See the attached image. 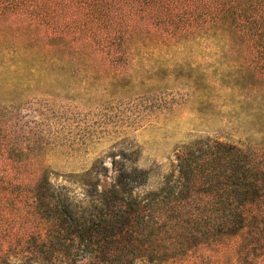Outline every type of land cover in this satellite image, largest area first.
Here are the masks:
<instances>
[{
	"label": "trees",
	"instance_id": "trees-1",
	"mask_svg": "<svg viewBox=\"0 0 264 264\" xmlns=\"http://www.w3.org/2000/svg\"><path fill=\"white\" fill-rule=\"evenodd\" d=\"M214 53L210 76L198 63ZM27 64L194 69L205 93L260 119L188 151L176 182L147 190L145 172L123 170L80 214L43 140L0 100V264H264V0H0V81Z\"/></svg>",
	"mask_w": 264,
	"mask_h": 264
},
{
	"label": "rangeland",
	"instance_id": "rangeland-1",
	"mask_svg": "<svg viewBox=\"0 0 264 264\" xmlns=\"http://www.w3.org/2000/svg\"><path fill=\"white\" fill-rule=\"evenodd\" d=\"M205 57L198 64L211 76L219 57ZM31 69L27 64L17 73L6 72L0 100L13 104L28 130L43 140L45 160L55 171L52 182L65 188L80 214L92 211L98 195L115 187L123 170L145 172L147 190L168 178L176 182L178 163L188 151L236 142L260 119L227 91L205 93L187 77L194 69L182 73L149 64L126 70L53 64L36 74ZM94 170L99 174L91 180L88 173Z\"/></svg>",
	"mask_w": 264,
	"mask_h": 264
}]
</instances>
